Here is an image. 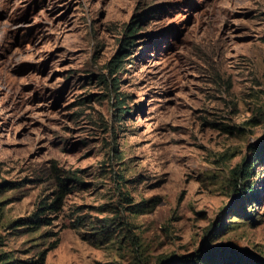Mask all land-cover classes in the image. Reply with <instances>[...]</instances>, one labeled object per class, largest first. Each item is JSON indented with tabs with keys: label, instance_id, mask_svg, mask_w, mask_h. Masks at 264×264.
Wrapping results in <instances>:
<instances>
[{
	"label": "rangeland",
	"instance_id": "rangeland-1",
	"mask_svg": "<svg viewBox=\"0 0 264 264\" xmlns=\"http://www.w3.org/2000/svg\"><path fill=\"white\" fill-rule=\"evenodd\" d=\"M0 185L11 260H264V0H0Z\"/></svg>",
	"mask_w": 264,
	"mask_h": 264
},
{
	"label": "trees",
	"instance_id": "trees-1",
	"mask_svg": "<svg viewBox=\"0 0 264 264\" xmlns=\"http://www.w3.org/2000/svg\"><path fill=\"white\" fill-rule=\"evenodd\" d=\"M141 29L139 26L135 25L134 21L127 26L126 29V40L123 41L121 49H127L125 48V45L127 43L131 42L129 41L130 38L138 32V30ZM134 43V42H133ZM129 46H132V44H129ZM129 56L128 54H125L123 57ZM117 58V57H116ZM124 60L116 59L114 64L112 65V72H115L116 69H118L122 62ZM104 81V79H103ZM241 172V171H240ZM241 174V173H240ZM242 174L246 176H250V172L247 170V168L243 167ZM2 185H0L1 187ZM61 192L60 195L55 199L54 202L50 204H45L44 206L38 207L37 211L34 212L30 217L25 219H20L17 221V224L26 222L27 224H35L34 229H37L41 226L50 225L52 223V219L48 217L47 213L49 211H54L56 209H59V204L62 203V196L65 194L66 184L64 183V180L60 182ZM140 211L144 210H135V212L139 213ZM58 235V234H56ZM59 243V239L52 242V244L42 251L40 253V256L37 260H31V261H20V260H11L10 257H6V255H0V261H7L6 264H45L48 252L54 248L57 247ZM206 260H201L200 257L196 258L193 255L189 256H183L180 257V260L176 264H264V260L257 259L254 257H246L242 253H238L237 251H229V250H217L213 255L204 257ZM170 262L168 260H162V263L159 264H169Z\"/></svg>",
	"mask_w": 264,
	"mask_h": 264
}]
</instances>
